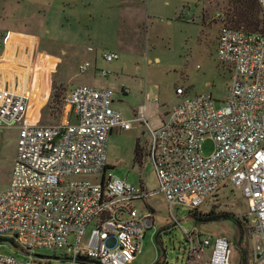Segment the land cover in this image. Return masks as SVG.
<instances>
[{
  "label": "built area",
  "instance_id": "1",
  "mask_svg": "<svg viewBox=\"0 0 264 264\" xmlns=\"http://www.w3.org/2000/svg\"><path fill=\"white\" fill-rule=\"evenodd\" d=\"M254 1L264 18V0ZM5 40L6 32L0 45ZM215 55L231 78L218 109L210 93L186 95L176 87L179 99L164 115L156 114L157 99L149 109L145 96V103L123 118L110 106L109 89L79 83L62 98L73 121L38 124L25 117L27 90L0 88V130H16L8 179L0 192V240L27 256L18 260L0 251V264H49L56 257L34 251L58 247H65L62 264H128L153 225V211L140 212L135 201L157 192L169 211L173 206L198 211L221 188L241 195L244 218L261 245L260 253L250 249L252 261L264 264V34L221 26ZM99 57L108 62L117 53L101 51ZM91 65L81 60L77 72ZM95 69L98 76L107 73ZM136 123L149 138L145 157L157 183L149 192L141 182L134 187L112 175L105 162L106 136ZM206 138L213 144L209 155L201 153ZM184 235L188 242L180 264H230L232 247L223 235Z\"/></svg>",
  "mask_w": 264,
  "mask_h": 264
},
{
  "label": "rangeland",
  "instance_id": "2",
  "mask_svg": "<svg viewBox=\"0 0 264 264\" xmlns=\"http://www.w3.org/2000/svg\"><path fill=\"white\" fill-rule=\"evenodd\" d=\"M229 2L0 0V28L22 30L38 37L25 117L38 124L72 122L73 116L63 106L62 98L69 87L89 83L92 72L96 73L95 82L101 81V86L111 91L110 106L123 118L131 117L130 112L140 102L145 103V96L149 109L155 97L156 114L164 115L179 99L176 87L184 89L186 95L210 93L215 100L214 108H220L231 78L227 66L216 58V35L221 26L237 27L225 20V13L230 11ZM255 16L258 18L259 14ZM85 46L93 48L95 65L107 72L105 76H98L93 64L84 72H77V64L84 58L89 60V54L79 53ZM107 50L115 51L117 58L108 62L101 60L99 53ZM42 51L48 56L41 58ZM39 59H47V63L55 61L50 76L48 72L41 74V78L38 76L44 67L37 66ZM120 86L126 87L127 93L118 92ZM142 128L136 123L129 129L112 130L105 140V162L112 175L134 187L141 182L149 192L157 189V183L150 160L145 157L149 138L146 132L141 133ZM15 133L13 126L0 130V192L8 179ZM135 145L139 158L134 154ZM201 146L203 155L211 153V140L206 138ZM162 196L155 192L133 203L140 212L153 210V225L141 239L140 252L128 264H180L188 242L184 233L189 232L210 237L223 235L232 247L230 264H241L239 250L245 252V264H253L252 247L261 252V245L244 218L245 203L237 190L219 189L195 211L194 217L182 207L173 206L169 211ZM211 210L215 214L229 213L241 225L238 227L233 220L224 218L201 220ZM0 251L13 254L18 260L27 259L7 241H0ZM34 252L56 257L50 258L49 264H62L65 247Z\"/></svg>",
  "mask_w": 264,
  "mask_h": 264
},
{
  "label": "crops",
  "instance_id": "3",
  "mask_svg": "<svg viewBox=\"0 0 264 264\" xmlns=\"http://www.w3.org/2000/svg\"><path fill=\"white\" fill-rule=\"evenodd\" d=\"M5 32L6 40L0 45V88H6L12 92L26 90L29 92V78L34 67L33 60L36 53L38 37L33 33H27L22 30H8L3 28H0V37ZM9 37H11V39H9ZM85 47L79 51L80 54L86 52ZM86 53L89 54V60L92 62L93 66L97 68L95 65L94 53ZM45 56H48V53L42 51L41 58H44ZM47 59H39V62L37 63V66H44L40 72L38 71V76L40 78L41 74L46 75V72H48L50 76L54 71L55 61L47 63ZM95 74L96 73L94 72L90 73L91 77L88 78L89 83L87 84L104 87L101 86V81H98V83L95 82V78L93 77ZM142 103L143 102H140L136 108ZM136 108H134L130 114H133L134 111H136ZM141 133H144L143 128L141 129Z\"/></svg>",
  "mask_w": 264,
  "mask_h": 264
},
{
  "label": "trees",
  "instance_id": "4",
  "mask_svg": "<svg viewBox=\"0 0 264 264\" xmlns=\"http://www.w3.org/2000/svg\"><path fill=\"white\" fill-rule=\"evenodd\" d=\"M229 3L230 11L225 13L226 22L237 26L234 28L242 26L239 29H243L245 32L264 34V18L260 15V10L254 0H230ZM256 14H259L258 18L257 16L254 17ZM134 154L136 158H139V149L136 145L134 147ZM194 214L195 211H190L191 217H194ZM218 218L233 220L238 227L241 225L240 221L232 218L229 213L221 212L215 214L212 210L208 214L203 215L201 220L210 221ZM239 242L241 243L240 239ZM239 261L241 264H245V252L243 249L241 251L239 250Z\"/></svg>",
  "mask_w": 264,
  "mask_h": 264
},
{
  "label": "water",
  "instance_id": "5",
  "mask_svg": "<svg viewBox=\"0 0 264 264\" xmlns=\"http://www.w3.org/2000/svg\"><path fill=\"white\" fill-rule=\"evenodd\" d=\"M151 211H153L152 209H151ZM1 241V240H0Z\"/></svg>",
  "mask_w": 264,
  "mask_h": 264
},
{
  "label": "bare ground",
  "instance_id": "6",
  "mask_svg": "<svg viewBox=\"0 0 264 264\" xmlns=\"http://www.w3.org/2000/svg\"><path fill=\"white\" fill-rule=\"evenodd\" d=\"M28 94V93H27Z\"/></svg>",
  "mask_w": 264,
  "mask_h": 264
}]
</instances>
